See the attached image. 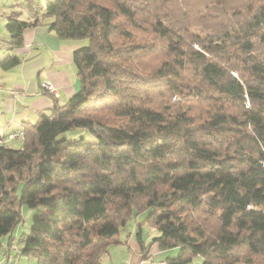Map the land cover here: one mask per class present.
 I'll return each mask as SVG.
<instances>
[{
  "label": "trees",
  "instance_id": "obj_1",
  "mask_svg": "<svg viewBox=\"0 0 264 264\" xmlns=\"http://www.w3.org/2000/svg\"><path fill=\"white\" fill-rule=\"evenodd\" d=\"M25 4L31 19L12 13L3 47L37 26L83 42L80 90L24 122L18 148L0 134V247L16 245L25 205L38 213L22 258L102 264L148 212L149 246L179 248L166 264H264V0ZM75 129L97 142L57 138Z\"/></svg>",
  "mask_w": 264,
  "mask_h": 264
},
{
  "label": "crops",
  "instance_id": "obj_2",
  "mask_svg": "<svg viewBox=\"0 0 264 264\" xmlns=\"http://www.w3.org/2000/svg\"><path fill=\"white\" fill-rule=\"evenodd\" d=\"M25 1L0 0V61L9 54H15L21 59L19 65L9 70L0 67V134L2 138L20 132L24 122L36 123L41 114L51 113L56 103L64 105L80 90L73 52L83 42L60 39L47 26H37L24 32L22 47L13 51L3 47V42L9 39L6 29L8 17L12 13L20 12L21 19L27 15V20L31 19L30 6H26ZM46 82H51L55 86L56 94L44 90L43 84ZM11 143L20 146L22 140L17 138L4 142L9 147L15 148L16 146H12ZM139 237L142 242H139ZM155 237L151 238L149 235L145 240L143 234H140L137 243L121 242L119 247L125 251L121 253L117 250L109 251L103 256L102 264H155L154 258H150V250H143V244L147 246ZM15 238L14 247L9 246L8 237L3 238V244L0 247V264H35L34 261L19 255L18 249L22 245L17 244L19 237L16 231ZM24 238L26 237L19 238V241L21 242ZM155 246L159 248L157 243L151 244V247ZM126 251L128 254L125 253ZM112 254H115V259ZM158 263L166 264V260Z\"/></svg>",
  "mask_w": 264,
  "mask_h": 264
},
{
  "label": "rangeland",
  "instance_id": "obj_3",
  "mask_svg": "<svg viewBox=\"0 0 264 264\" xmlns=\"http://www.w3.org/2000/svg\"><path fill=\"white\" fill-rule=\"evenodd\" d=\"M34 3L39 7H44L45 0H34ZM27 16L25 17L23 16L22 19L27 20L28 18ZM46 92H49V91H46ZM57 138L59 140H62V139L71 140V139L85 138L86 141L90 143L97 142L96 136L86 129H75V130L66 131L60 134ZM11 145L19 147V145L15 143H11ZM20 191L21 190L19 187L18 194H20ZM21 213L23 217V222L17 227L16 234H18L19 238L24 237V236L27 238L31 234L34 216L38 213V209H32L24 205L21 208ZM147 216H148V212H143L139 214L134 213L132 215L131 220L121 230L120 234L115 236V240L120 241V242H128L129 244L133 241L137 243V238L140 233L143 234V237L145 240L148 238L149 235L151 236V238L158 236L159 232L157 230L149 228L147 224H144V220L147 218ZM19 238L17 240V244L22 245V243L19 241ZM148 249L150 250V258L151 257L154 258L155 264H159L158 262L162 260H166L167 257H176L179 254V248H173L169 250H160L156 246L151 247V245L149 246V244H147L146 250ZM113 250L120 251L119 253H121L122 251H125L123 248L119 247V245L111 246L109 251L111 252ZM127 252L128 251H126L125 253L128 254ZM112 256H113V259H115V254H112ZM201 261H202V258L200 257H197L194 260V262L196 263H200Z\"/></svg>",
  "mask_w": 264,
  "mask_h": 264
},
{
  "label": "built area",
  "instance_id": "obj_4",
  "mask_svg": "<svg viewBox=\"0 0 264 264\" xmlns=\"http://www.w3.org/2000/svg\"><path fill=\"white\" fill-rule=\"evenodd\" d=\"M43 88H44V90L49 91L50 93L56 94V88L51 82L44 83ZM23 137H24V133L22 131H20V132L12 133V134L8 135L7 139L8 140H14L17 138L22 139Z\"/></svg>",
  "mask_w": 264,
  "mask_h": 264
}]
</instances>
